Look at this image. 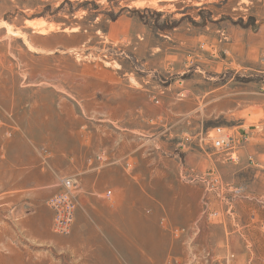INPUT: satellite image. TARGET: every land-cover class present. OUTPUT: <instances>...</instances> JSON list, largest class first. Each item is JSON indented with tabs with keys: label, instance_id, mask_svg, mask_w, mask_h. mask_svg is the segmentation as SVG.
Here are the masks:
<instances>
[{
	"label": "rangeland",
	"instance_id": "1",
	"mask_svg": "<svg viewBox=\"0 0 264 264\" xmlns=\"http://www.w3.org/2000/svg\"><path fill=\"white\" fill-rule=\"evenodd\" d=\"M125 183L148 264H264V0H0V264H147Z\"/></svg>",
	"mask_w": 264,
	"mask_h": 264
},
{
	"label": "crops",
	"instance_id": "2",
	"mask_svg": "<svg viewBox=\"0 0 264 264\" xmlns=\"http://www.w3.org/2000/svg\"><path fill=\"white\" fill-rule=\"evenodd\" d=\"M262 50V47L261 49ZM160 176H156L155 178H159ZM164 178V177H160ZM127 182V181H126ZM125 186L127 187V191H125L122 196L117 197V202H115L113 205H105L102 202H98L97 206L103 211L105 214V220L103 221L104 224L101 221V224H96L97 228L101 231H109L110 224L113 223L116 226H119L121 228V225L123 228V238L125 241L130 242L132 245L133 239V233L138 232L136 230H139V232L144 231V228L148 224V220H145L143 218L142 214V207L146 204V200L143 198V194L139 193L140 191L134 190L133 186H129L125 183ZM112 195V193H111ZM183 207V206H182ZM181 221L182 223H188L191 219H195L196 215L193 213H186L184 212L181 214ZM102 225V227L100 226ZM106 228V229H105ZM93 227V231H95ZM138 241V238H135ZM142 241V240H140ZM139 242V241H138ZM126 245V244H125ZM135 248L138 251H140V254L143 255V263L147 261V264L150 262V257L146 260L144 259L146 255H151L146 251L148 249V246L145 242H141L140 244L137 243L136 246H129V248Z\"/></svg>",
	"mask_w": 264,
	"mask_h": 264
},
{
	"label": "built area",
	"instance_id": "3",
	"mask_svg": "<svg viewBox=\"0 0 264 264\" xmlns=\"http://www.w3.org/2000/svg\"><path fill=\"white\" fill-rule=\"evenodd\" d=\"M211 138L215 148L233 152L232 155H235V149L240 145L241 140H245V137H234L221 128L215 129V135ZM62 187L64 191L52 197L48 205L54 216V232L59 235H68L75 222L77 203L73 195V181L70 179L63 180ZM237 192L241 193L240 190Z\"/></svg>",
	"mask_w": 264,
	"mask_h": 264
}]
</instances>
